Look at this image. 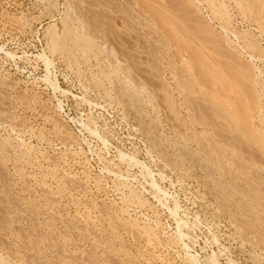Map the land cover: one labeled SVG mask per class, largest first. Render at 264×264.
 Returning <instances> with one entry per match:
<instances>
[{"label": "rangeland", "instance_id": "1", "mask_svg": "<svg viewBox=\"0 0 264 264\" xmlns=\"http://www.w3.org/2000/svg\"><path fill=\"white\" fill-rule=\"evenodd\" d=\"M263 1L0 0V264H264Z\"/></svg>", "mask_w": 264, "mask_h": 264}, {"label": "bare ground", "instance_id": "2", "mask_svg": "<svg viewBox=\"0 0 264 264\" xmlns=\"http://www.w3.org/2000/svg\"><path fill=\"white\" fill-rule=\"evenodd\" d=\"M249 1H250V0H249ZM211 2H212V1H211ZM255 2H256V1H255ZM257 3H258V2H257ZM257 3H255V4H257ZM245 4H246V3H245ZM247 4H249V3H247ZM253 4H254V3H253ZM253 4L251 3V4L247 5V7H245V8H247L248 11H252V10H251L252 8H254V7L256 8V6L253 7ZM262 4L264 5V1L262 2ZM263 5H262V6H263ZM243 6H245V5H243ZM237 7H238V6H237ZM257 7H258V6H257ZM259 7H260V6H259ZM215 9H216V8H215ZM257 9H258V8H257ZM257 9H256V10H257ZM263 9H264V8H263ZM244 11H245V10H244ZM249 13H250V12H249ZM259 13H261V11H260ZM259 13H258V14H259ZM258 14H257V15H258ZM259 17H260V16H259ZM255 20H256V19H255ZM248 22H249V21H248ZM249 23H250V22H249ZM257 23H258V22H257Z\"/></svg>", "mask_w": 264, "mask_h": 264}]
</instances>
